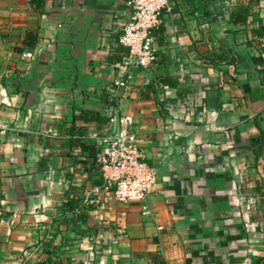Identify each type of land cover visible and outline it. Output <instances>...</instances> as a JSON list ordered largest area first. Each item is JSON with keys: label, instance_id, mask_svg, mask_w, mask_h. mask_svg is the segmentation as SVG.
I'll return each instance as SVG.
<instances>
[{"label": "crops", "instance_id": "crops-1", "mask_svg": "<svg viewBox=\"0 0 264 264\" xmlns=\"http://www.w3.org/2000/svg\"><path fill=\"white\" fill-rule=\"evenodd\" d=\"M128 1L0 0V264H264V0H171L147 69L122 66ZM111 97L140 203L92 196Z\"/></svg>", "mask_w": 264, "mask_h": 264}, {"label": "built area", "instance_id": "built-area-1", "mask_svg": "<svg viewBox=\"0 0 264 264\" xmlns=\"http://www.w3.org/2000/svg\"><path fill=\"white\" fill-rule=\"evenodd\" d=\"M171 0H129V15L120 29L117 43L126 51L124 69H147L157 61V31L162 26ZM31 59L30 53L23 55ZM125 88L116 82L108 91ZM110 98L107 130L95 156L101 183L92 189L94 202L99 204L111 196L118 203H140L156 193V177L138 146L133 118L121 114Z\"/></svg>", "mask_w": 264, "mask_h": 264}, {"label": "trees", "instance_id": "trees-1", "mask_svg": "<svg viewBox=\"0 0 264 264\" xmlns=\"http://www.w3.org/2000/svg\"><path fill=\"white\" fill-rule=\"evenodd\" d=\"M40 1L41 0H31L32 3H36V2L38 3ZM247 17H248V8L238 7L237 9H235L234 11L231 12L230 21L232 24H244L247 20ZM254 33L258 37H262L264 35V28L257 30V32L254 31ZM119 47H121V46H119ZM121 48L124 50L123 47H121ZM125 54H126V52H125ZM176 85H177V83L172 81V79L160 77L156 84L150 85L149 89L153 90V89L160 87V86L175 87Z\"/></svg>", "mask_w": 264, "mask_h": 264}]
</instances>
